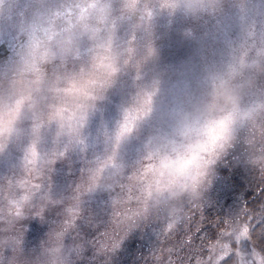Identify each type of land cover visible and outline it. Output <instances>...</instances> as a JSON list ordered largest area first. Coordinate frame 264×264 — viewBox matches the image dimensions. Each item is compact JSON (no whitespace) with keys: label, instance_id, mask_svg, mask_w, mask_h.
Returning a JSON list of instances; mask_svg holds the SVG:
<instances>
[{"label":"rangeland","instance_id":"obj_1","mask_svg":"<svg viewBox=\"0 0 264 264\" xmlns=\"http://www.w3.org/2000/svg\"><path fill=\"white\" fill-rule=\"evenodd\" d=\"M79 1L0 0V34L41 23L47 12ZM154 13L151 31L135 32L137 56L98 102L78 136L54 140L55 126L47 123L41 107L29 113L19 135L0 153V264H81L113 254L133 233L139 236L146 264H220L232 253V264H264L260 251L243 247L247 236L235 240L247 226L235 219L238 188L251 171L264 169V71L254 67L264 64V0H220L215 11L186 19L160 8ZM137 19L118 24L117 44L132 35ZM149 42L158 54L146 60L143 46ZM95 43L80 40L75 54L43 70L53 77L77 69L87 63ZM27 53L20 48L5 58L0 94L34 79L26 70ZM137 72L140 79H134ZM214 84L234 89L238 97L232 147L213 166L211 180L196 200L178 202L167 194L157 199L140 168L143 142L168 129L169 110H190ZM154 85L159 91L153 111L117 146L114 134L124 122L123 109L138 91ZM148 96L128 110L133 128L149 107ZM33 141L42 158L36 168L27 163ZM113 154L118 169L110 159ZM22 194H29L27 201L19 200ZM177 203L181 211L169 217L167 208ZM210 216L222 219L227 228L209 241L201 237L185 246V238L197 227L190 220L202 222ZM199 248L204 249L201 255L195 252Z\"/></svg>","mask_w":264,"mask_h":264},{"label":"clouds","instance_id":"obj_2","mask_svg":"<svg viewBox=\"0 0 264 264\" xmlns=\"http://www.w3.org/2000/svg\"><path fill=\"white\" fill-rule=\"evenodd\" d=\"M219 3L220 0H120L117 15L113 0H86L87 15L80 19L74 30L51 37L33 36L26 70L33 72L34 79L12 93L0 94V153L12 137L19 135L20 124L28 119L29 113L41 107L47 123L55 126L54 140L78 136L87 127L98 102L105 99L108 89L115 85L121 72L137 56L135 32L138 29L151 31L154 7L196 17L205 11H215ZM132 17H138L131 25L132 35L117 44L119 22ZM82 39L96 42L87 63L63 75L49 77L43 66L57 60L65 61L69 55L75 54V46ZM157 54L151 42L144 44V59H153ZM254 67L264 71V64ZM140 78L137 72L134 79ZM158 91L155 85L151 90L138 91L133 102L123 109L122 121L131 106L138 105L147 94L151 96L150 114ZM238 112L235 90L218 88L214 84L211 91L192 104L190 110H169L165 114L168 129L158 130L144 140L145 151L140 159L144 183L155 191L157 199L167 194L178 202L182 198L191 201L201 195L211 180L213 166L232 147ZM145 117L137 120L130 133L117 140L120 122L114 134L116 145L130 137ZM29 153L31 159L27 163L36 168L42 158L35 141L30 144ZM114 157L115 154L110 159L118 169ZM20 187H24V182ZM28 198L29 194L19 196L20 201ZM181 208V203L173 204L167 208V215L175 217Z\"/></svg>","mask_w":264,"mask_h":264},{"label":"trees","instance_id":"obj_3","mask_svg":"<svg viewBox=\"0 0 264 264\" xmlns=\"http://www.w3.org/2000/svg\"><path fill=\"white\" fill-rule=\"evenodd\" d=\"M113 8L115 13L119 15L120 0H113ZM154 8L159 9V7ZM46 14V19L41 23H36L35 25L30 23L29 27L24 26L18 31L0 34V70L6 66L5 61L8 59L5 60V58L10 52L18 51L20 48L28 51L30 39L33 36L51 37L74 30L80 19L87 15L86 0H81L79 3L63 4ZM182 17L183 19L189 18H184L183 14ZM126 21L122 20L119 24ZM183 25H186V23H183ZM26 30L27 32H25ZM221 160L225 163L229 162L224 157ZM238 189L240 196L237 208L238 215L235 219L241 223L245 222L248 227V236L242 239L241 243L243 247L251 245L264 256V169L258 174L251 171L246 178V183L243 181L242 186ZM215 219V216H210L202 222H198L197 218L190 220L191 225L194 222L197 227L193 230L191 229L190 234L192 236L190 238H185V246H192L201 237H207L209 241L210 238H215L219 235L221 228L224 230L227 228V224L222 219ZM139 242L138 234L133 233L120 247L114 249L113 254L96 259H88L82 261L81 264H146V259L144 258L145 251L139 246ZM181 250H186V247H183ZM201 251H204V249L199 248L195 252L200 254L199 252ZM227 257H224L220 261V264H232L234 259L231 256Z\"/></svg>","mask_w":264,"mask_h":264},{"label":"snow or ice","instance_id":"obj_4","mask_svg":"<svg viewBox=\"0 0 264 264\" xmlns=\"http://www.w3.org/2000/svg\"><path fill=\"white\" fill-rule=\"evenodd\" d=\"M148 104H149V107L144 111V113H143L144 116H147L149 114V112L151 111V107H150V105H151V96H149V98H148ZM132 130H133V125L130 122V116L128 114H126L125 118H124V122L120 126L119 133L117 135V140H119L120 137H123L126 134L130 133ZM169 227H171V225H169ZM245 236H248V227L247 226H245L243 228V230L240 231L239 236L236 237L235 240L238 242V241H240L241 237H245ZM231 255H229L228 257H230Z\"/></svg>","mask_w":264,"mask_h":264}]
</instances>
